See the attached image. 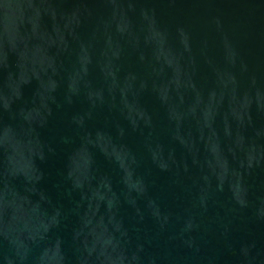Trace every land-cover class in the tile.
Wrapping results in <instances>:
<instances>
[{
  "label": "water",
  "instance_id": "water-1",
  "mask_svg": "<svg viewBox=\"0 0 264 264\" xmlns=\"http://www.w3.org/2000/svg\"><path fill=\"white\" fill-rule=\"evenodd\" d=\"M0 264H264V0H0Z\"/></svg>",
  "mask_w": 264,
  "mask_h": 264
}]
</instances>
